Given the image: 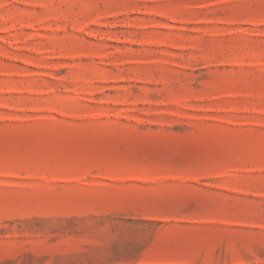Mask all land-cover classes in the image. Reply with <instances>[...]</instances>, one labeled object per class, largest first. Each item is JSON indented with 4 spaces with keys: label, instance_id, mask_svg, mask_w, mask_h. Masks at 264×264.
<instances>
[{
    "label": "rangeland",
    "instance_id": "374dc122",
    "mask_svg": "<svg viewBox=\"0 0 264 264\" xmlns=\"http://www.w3.org/2000/svg\"><path fill=\"white\" fill-rule=\"evenodd\" d=\"M0 264H264V0H0Z\"/></svg>",
    "mask_w": 264,
    "mask_h": 264
}]
</instances>
